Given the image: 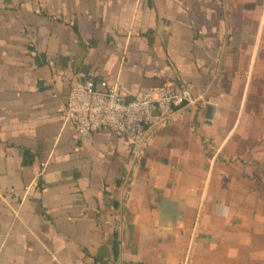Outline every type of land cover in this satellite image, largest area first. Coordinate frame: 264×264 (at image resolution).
Instances as JSON below:
<instances>
[{"label": "crops", "instance_id": "obj_1", "mask_svg": "<svg viewBox=\"0 0 264 264\" xmlns=\"http://www.w3.org/2000/svg\"><path fill=\"white\" fill-rule=\"evenodd\" d=\"M88 78L197 99L134 159ZM0 264H264V0H0Z\"/></svg>", "mask_w": 264, "mask_h": 264}, {"label": "built area", "instance_id": "obj_2", "mask_svg": "<svg viewBox=\"0 0 264 264\" xmlns=\"http://www.w3.org/2000/svg\"><path fill=\"white\" fill-rule=\"evenodd\" d=\"M196 99L186 84H162L127 98L117 85L88 78L71 88L63 118L83 142L90 141L103 128L128 135L133 144L132 157L139 159L148 136ZM43 168L44 164L38 175ZM127 193L126 189L124 194Z\"/></svg>", "mask_w": 264, "mask_h": 264}]
</instances>
